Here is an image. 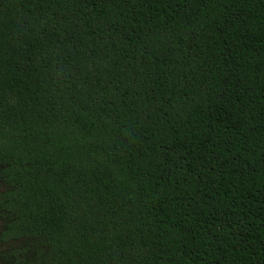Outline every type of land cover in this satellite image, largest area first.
<instances>
[{
	"label": "trees",
	"instance_id": "trees-1",
	"mask_svg": "<svg viewBox=\"0 0 264 264\" xmlns=\"http://www.w3.org/2000/svg\"><path fill=\"white\" fill-rule=\"evenodd\" d=\"M0 187L1 264H264V0H0Z\"/></svg>",
	"mask_w": 264,
	"mask_h": 264
},
{
	"label": "rangeland",
	"instance_id": "rangeland-1",
	"mask_svg": "<svg viewBox=\"0 0 264 264\" xmlns=\"http://www.w3.org/2000/svg\"><path fill=\"white\" fill-rule=\"evenodd\" d=\"M1 189V187H0ZM12 247H17V244L16 243H13V245H11ZM9 250H10V247L5 244V245H0V254H9ZM2 263V260H1V256H0V264Z\"/></svg>",
	"mask_w": 264,
	"mask_h": 264
}]
</instances>
